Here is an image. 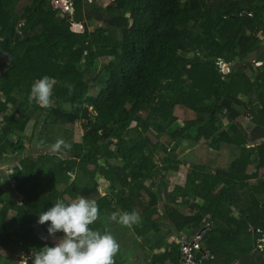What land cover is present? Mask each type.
Returning a JSON list of instances; mask_svg holds the SVG:
<instances>
[{
    "label": "trees",
    "instance_id": "trees-1",
    "mask_svg": "<svg viewBox=\"0 0 264 264\" xmlns=\"http://www.w3.org/2000/svg\"><path fill=\"white\" fill-rule=\"evenodd\" d=\"M22 1L0 0V165L12 166L0 171V264L21 251L32 264L55 243L39 213L81 195L98 205L89 227L123 226L153 264H264V175L247 178L264 167V53L260 64L221 62L261 48L264 0H71L72 17L52 0ZM43 75L54 85L47 106L30 97ZM178 108L189 115L181 124ZM37 112L33 143L46 149L31 151L24 133ZM180 138L203 148L180 157ZM183 164L185 183L170 189L167 173ZM124 211L137 222L110 219ZM128 255L119 248L114 264Z\"/></svg>",
    "mask_w": 264,
    "mask_h": 264
},
{
    "label": "clouds",
    "instance_id": "clouds-1",
    "mask_svg": "<svg viewBox=\"0 0 264 264\" xmlns=\"http://www.w3.org/2000/svg\"><path fill=\"white\" fill-rule=\"evenodd\" d=\"M53 86L52 78L43 75L31 84L30 97L40 106H47ZM97 218V202L88 196L81 195L67 203L63 199L56 200L51 207L39 213L37 223L49 222L47 232L50 235L57 232L63 235L55 243L34 250L32 264H114L120 245L109 230L89 227ZM110 219L130 226L137 222V215L134 211L113 212Z\"/></svg>",
    "mask_w": 264,
    "mask_h": 264
},
{
    "label": "rangeland",
    "instance_id": "rangeland-1",
    "mask_svg": "<svg viewBox=\"0 0 264 264\" xmlns=\"http://www.w3.org/2000/svg\"><path fill=\"white\" fill-rule=\"evenodd\" d=\"M116 1L118 0H100L99 2L103 3L104 6H108L110 4H113L115 3ZM69 3L70 6L71 5V2L70 0L67 1ZM26 3V0L22 1L20 3V7H22L24 4ZM70 12V16L72 17L73 16V10H68ZM97 27L96 24L90 26V29L91 30H94L95 28ZM6 54V51H3L1 54H0V61H2L4 59V55ZM256 64H260L257 62H255ZM1 69V68H0ZM1 71V70H0ZM104 72V71H103ZM106 73L104 72L103 73V76L101 78V81L100 83L95 87V88H92L91 89V93L92 94H96L98 89L101 87V85L103 86L104 84V81L106 80ZM176 113L179 115L180 117V124L181 122L185 119V118H189V115H187L185 113V111L182 109V108H178L176 110ZM38 115V112L35 114V116L30 120V124L29 126L27 127L28 129L26 130V133H24V136H26L27 138V141L29 142V148L30 150H45L46 148L42 146V144H38V143H33L34 142V132H35V128L33 129V124L35 122V118L36 116ZM194 114H191V116H193ZM4 116V113L3 112H0V118ZM237 121L239 122V124L241 125V128L243 131H248L251 129V127L253 126V122L249 116V114L245 113V114H242L240 115L238 118H237ZM82 128L80 126V123L79 121H77L76 123L74 124H70L69 127H68V132H69V136L71 138H78V136H80V134L82 133ZM32 143V144H31ZM178 155L181 157H184L185 154H188L189 152H192V151H195V150H199L201 148H203V141L202 142H195L193 140H190V139H182L180 138L178 141ZM226 153V152H224ZM27 154V153H25ZM224 156V154H221ZM226 161V158L223 157V159L220 157L215 164H219L218 162H220L221 164H224ZM229 161V160H228ZM227 161V163H228ZM15 162V160L13 161ZM226 163V164H227ZM11 164H8V163H4L2 165H0V171L3 173V175H6L7 171L9 170V168H11ZM92 168H95V166H91ZM188 169H189V166L188 164H183V165H180L179 169L177 171L175 170H172V171H169L166 175V180L168 181V187L169 188H173L175 184H184L185 183V180H186V175H187V172H188ZM261 175H264V167H260V168H254V166H250L247 170V178L252 180V179H255L257 178L258 176H261ZM5 179V178H4ZM100 186H99V193L100 195H102L104 192H109L110 188L109 186L106 188V185L104 183L103 180L100 181ZM72 201V200H71ZM180 208L184 211V212H187V209L185 206L181 205ZM14 215H15V211L14 210H10L9 211V214H8V217H7V220L10 222L13 220L14 218ZM160 213L155 215L154 217L155 218H159L160 217ZM12 227V225H11ZM124 230V227L121 226V225H117V224H114L112 225V228H111V233L114 235V237L116 238V240L118 241L119 245H120V248L123 249V255H128V259H126V262L125 263H129V264H153L152 261H151V257L149 256H145L143 255V251L141 250L140 247H136V245L131 242V239L129 238V235L128 232L126 230ZM126 231V232H125ZM63 233L62 232H59L58 235L54 236V235H47L45 236L43 234V237L48 239V240H52L54 242H56V240H58L60 237H62ZM125 235V236H124ZM157 251V250H156ZM159 251V250H158ZM145 254V253H144ZM147 255V254H146ZM24 256L27 257L26 253L24 252H19L17 254H15L13 256V259L11 261V264H27L26 261H23L22 258H24ZM125 259V258H124ZM233 264H240V262H235Z\"/></svg>",
    "mask_w": 264,
    "mask_h": 264
},
{
    "label": "water",
    "instance_id": "water-1",
    "mask_svg": "<svg viewBox=\"0 0 264 264\" xmlns=\"http://www.w3.org/2000/svg\"><path fill=\"white\" fill-rule=\"evenodd\" d=\"M54 4L62 8L64 6V0H56ZM69 10H73L74 12L75 9L73 7H69ZM72 29L77 31H86L87 27L84 24L73 23ZM262 53H264V40L259 50H253L244 59H241L240 57H236L235 60H229V61H226L225 59H221V62L225 65L224 70H228L230 66L242 67L246 63L257 61L259 58V54Z\"/></svg>",
    "mask_w": 264,
    "mask_h": 264
},
{
    "label": "crops",
    "instance_id": "crops-1",
    "mask_svg": "<svg viewBox=\"0 0 264 264\" xmlns=\"http://www.w3.org/2000/svg\"><path fill=\"white\" fill-rule=\"evenodd\" d=\"M101 180H103L104 181V183H105V185H106V188L108 187V182L102 177V176H100V175H97L96 176V178H95V180H94V183H93V185H94V187H95V190L99 193V186L101 185L100 184V181ZM170 189H172V188H170ZM107 192H104L102 195H104V194H106ZM100 194V193H99ZM52 236V235H51ZM54 236H56V235H54Z\"/></svg>",
    "mask_w": 264,
    "mask_h": 264
},
{
    "label": "built area",
    "instance_id": "built-area-1",
    "mask_svg": "<svg viewBox=\"0 0 264 264\" xmlns=\"http://www.w3.org/2000/svg\"><path fill=\"white\" fill-rule=\"evenodd\" d=\"M53 1V3H55L56 2V0H52ZM66 2H65V4H64V6L62 7V8H64V9H68L69 7H70V5H69V3L67 2L68 0H65ZM70 2H71V5H72V1L70 0ZM55 5V4H54ZM56 6V5H55ZM59 7V6H58ZM12 171V168H9V170L7 171V173L9 172H11ZM195 245H197V244H195ZM260 246H262V245H260ZM188 248H189V246L188 245H185V247H184V250H185V252L188 250Z\"/></svg>",
    "mask_w": 264,
    "mask_h": 264
},
{
    "label": "bare ground",
    "instance_id": "bare-ground-1",
    "mask_svg": "<svg viewBox=\"0 0 264 264\" xmlns=\"http://www.w3.org/2000/svg\"><path fill=\"white\" fill-rule=\"evenodd\" d=\"M255 62H257V61H255ZM258 63H261V62H258Z\"/></svg>",
    "mask_w": 264,
    "mask_h": 264
}]
</instances>
